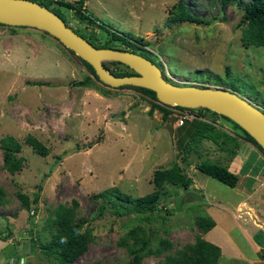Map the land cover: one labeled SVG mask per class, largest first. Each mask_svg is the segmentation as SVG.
<instances>
[{
  "label": "rangeland",
  "instance_id": "obj_1",
  "mask_svg": "<svg viewBox=\"0 0 264 264\" xmlns=\"http://www.w3.org/2000/svg\"><path fill=\"white\" fill-rule=\"evenodd\" d=\"M43 1L77 33L93 37V45L125 49L98 25L80 21L55 0ZM178 1L86 0L85 5L113 29L146 42L149 57L162 67L164 76L188 82L179 85L234 87L264 109V47L242 44V10L231 3L222 7L220 0H184L205 22H171L170 12ZM49 36L34 27L0 25V139L15 137L21 142L18 156L23 158L21 169L10 172L0 149V232L7 234L0 239V264H59L31 238L47 233L54 208L71 206L72 201L77 203L76 219L87 220L83 229L90 230L91 238L70 264H127L135 239L150 243L141 264H163L164 251L158 255L151 249L160 246L170 255L194 245L198 237L220 248L217 264H264V193L247 199L241 181L232 188L196 169L197 163L207 160L226 165L243 132L229 120L204 112L206 118L199 119L215 130L210 137L192 138V124L186 122L192 118L179 125L173 114L163 119L157 111V118L151 114L150 137L148 131L142 132L147 119L136 117L138 110L133 109L128 123H135L136 134L123 141L105 129L107 123L123 120L122 103L129 108L141 104L142 111L150 106V98L132 88L105 85L82 58L61 43L64 49L54 46ZM116 62L104 61L109 69L135 73ZM88 77L89 85H73ZM229 128L237 134H229ZM158 129H162L159 135ZM31 136L49 149L46 156L26 143ZM174 163L190 177L189 191L166 184L171 195L163 196L152 213L97 214L98 202L91 194L117 187L131 197L144 196L154 189L153 172L170 169ZM19 193L28 197L30 210L23 207ZM244 199L247 207L241 203ZM202 217L217 225L202 231L197 224Z\"/></svg>",
  "mask_w": 264,
  "mask_h": 264
},
{
  "label": "trees",
  "instance_id": "obj_2",
  "mask_svg": "<svg viewBox=\"0 0 264 264\" xmlns=\"http://www.w3.org/2000/svg\"><path fill=\"white\" fill-rule=\"evenodd\" d=\"M32 1L38 2L46 7L49 6L43 0ZM85 1L86 0H76L74 2H71L66 0H55V3L60 7L72 10L80 21L86 22L89 25H98L99 28L103 29L109 34L111 41L118 42L123 45L125 49L141 54L144 57L149 58L152 62H154L149 57V55H151V51L147 48L146 42H144L140 37L134 36L129 32L119 31L113 29L109 24H105L102 20H100L97 16H95L92 12L87 9ZM220 2L222 7H225L228 3H231L236 4L242 10V16L240 20V22L244 24L241 32L242 44L245 47H264V0H220ZM51 10L60 15V13L54 8H52ZM170 14L171 22L182 23L188 21L198 24L205 22L203 18L194 15L189 10V7L184 2V0H179L173 6ZM81 35L87 40H89L91 43H93V37H88L83 34ZM68 50L71 53H74L72 50ZM83 62L86 68L94 76V78L99 80L92 66L84 60ZM116 63L123 64L118 61ZM103 64L105 65L104 62ZM125 66L128 67L127 65ZM105 67L113 74L118 76L133 74V71H115L109 69L106 65ZM160 68L162 69V67ZM89 79L90 78L88 77L83 80H78L74 82L73 85H89ZM27 84L46 85V83L43 81H27ZM48 84L49 83H47V85ZM197 86L204 87L207 85ZM213 87L236 91L234 87H225L222 84H215L213 85ZM119 88H132L141 93L142 95H147L151 100L150 107L148 110L149 114H152L154 109H158L162 113V118L167 119L168 115L172 113V111L169 109V105H164L160 103L157 100L155 92L148 88L134 85H122L119 86ZM177 107L180 109H188L181 106ZM192 109L194 108H191V110ZM195 109L199 111L197 113L202 119L206 118L205 113L209 112L210 114H212L211 118H215L214 116H220L229 120L243 132L244 140L252 143L264 154V148L238 124L210 109L204 107H198ZM197 117L198 116L192 118V121H186L191 122L192 124L191 137L194 138L195 135H199L200 137L206 138L210 137V133L215 130V127L210 122L199 119ZM26 143L29 144L34 149V151L40 156H46L49 153V149L45 145H43L42 142L32 136L26 140ZM185 144L188 145V142H186ZM235 147H237L236 144ZM0 149L2 150L3 160L8 170L10 172L20 170L23 162V158L21 156H18L21 151V142H19L12 135H7L0 139ZM184 149L185 151L189 150L186 148ZM196 169L229 187L233 188L237 185V174L229 170V168L222 163L208 160L202 161L196 164ZM151 182L153 183L154 189L151 193L146 194L144 196L131 197L120 191L117 187H109L102 191L91 194V197L98 202L97 214L100 216H123L140 213H152L158 209V204L161 202L163 196L171 195L169 190H167L165 187L166 184L175 186L177 189H185L191 185L190 177H187L183 173V170H181V168L176 163H174L173 167L170 169H156L153 172ZM18 195L21 199L23 207L30 210V202L28 200V197L22 193H19ZM33 201L34 203H36L37 198H35ZM76 206L77 203L75 201H72L71 206L62 204L55 207L54 210L51 212L52 215L48 217V227L45 228V231L47 233L38 234V236L31 238L32 244L38 243V247H40L41 251L45 254L54 256L59 264L72 263L79 255H81L87 249L91 238L90 230L88 228L83 229V225L87 220L76 219ZM33 210L35 212L37 208L35 207L33 208ZM197 224L202 231L207 232L214 226L215 223L209 217H202L197 221ZM9 229L10 228L7 227V230ZM6 238L7 234H5L4 231L0 232V239L5 240ZM149 244V240L135 239L134 249L131 251L132 255L127 264H141L142 257L145 254L143 252L145 251V249L148 248ZM153 251H156L154 253L158 255L161 254V251H164L165 260L163 264H217L218 259L220 257V248L217 245L206 241L200 237L196 239L194 245L185 249L176 250L173 254L170 255H167L165 253V249H161L160 246L151 249V253Z\"/></svg>",
  "mask_w": 264,
  "mask_h": 264
},
{
  "label": "water",
  "instance_id": "obj_3",
  "mask_svg": "<svg viewBox=\"0 0 264 264\" xmlns=\"http://www.w3.org/2000/svg\"><path fill=\"white\" fill-rule=\"evenodd\" d=\"M0 24L40 29L89 63L105 85L145 87L154 91L157 100L164 105L210 109L238 124L264 148V110L238 91L210 85L176 84L149 58L127 49L97 47L56 12L32 0H0ZM105 60L121 62L135 73L115 75L105 67ZM189 189L185 188V192Z\"/></svg>",
  "mask_w": 264,
  "mask_h": 264
},
{
  "label": "crops",
  "instance_id": "obj_4",
  "mask_svg": "<svg viewBox=\"0 0 264 264\" xmlns=\"http://www.w3.org/2000/svg\"><path fill=\"white\" fill-rule=\"evenodd\" d=\"M48 38L52 39L54 46L58 45V47H61L62 49H64V47L61 46L60 42L57 39H55L53 36L50 35ZM38 42L39 43H37L38 45L37 48H40L42 46V41H38ZM87 91H91L93 93L94 90L88 89ZM87 95H89V93ZM96 95H98L99 97L101 96L103 98V96L100 94H96ZM124 103H122L123 104L122 106L124 107L120 108V112L121 113L124 112L123 120L117 121V122H109L107 123V126L105 127V129H108L110 131L113 130L114 133L119 137V139L123 141H125V139L129 137L132 138V136L136 134L135 131L137 130V127L135 123L129 124L128 122H130L129 118L131 116V111L134 109V111L138 110V114L136 115V117L141 116L147 119L148 122L143 127L142 132L148 131L151 137V114L149 115L147 113L150 106H145L144 109H142L141 111L140 110L142 106L141 104H138L139 107L136 106L134 108H129L127 106L129 104L127 103L125 105ZM157 111L159 110L154 109L152 112V115L155 118H157V115H156ZM226 131L231 135L237 134V133L232 132L231 128L227 129ZM157 132H158L157 135H159L162 132V129H158ZM243 137L244 135L238 134L237 139L239 140V143H238L239 148L236 150L235 155L231 159H226V166L229 168V170L237 174L238 182L241 181L242 188L244 189L243 193L246 194L244 196L247 199H252L248 197H250L252 194H257L259 196H262V194L264 193V154L252 143L244 140ZM149 144L151 145V140ZM238 157H240V160H238ZM239 175H241V177H239ZM261 200L264 201V197H261ZM241 203L245 205V207L248 206L246 200L242 201ZM216 225L217 223L215 221V225L213 227H215Z\"/></svg>",
  "mask_w": 264,
  "mask_h": 264
},
{
  "label": "built area",
  "instance_id": "obj_5",
  "mask_svg": "<svg viewBox=\"0 0 264 264\" xmlns=\"http://www.w3.org/2000/svg\"><path fill=\"white\" fill-rule=\"evenodd\" d=\"M166 76L170 78L169 79L170 81L175 82L177 84H182V83L188 84V82L182 81L181 78L171 77L169 75H166ZM172 107H175V108H172ZM169 109L172 111L171 114H173L176 117V122L179 125H181L184 122V120L189 119V118H195L196 116H198L197 118H201L199 114L196 113L197 111L195 109H192V110L191 108L180 109L177 107V105H169Z\"/></svg>",
  "mask_w": 264,
  "mask_h": 264
},
{
  "label": "clouds",
  "instance_id": "obj_6",
  "mask_svg": "<svg viewBox=\"0 0 264 264\" xmlns=\"http://www.w3.org/2000/svg\"><path fill=\"white\" fill-rule=\"evenodd\" d=\"M263 109V108H262ZM264 110V109H263Z\"/></svg>",
  "mask_w": 264,
  "mask_h": 264
}]
</instances>
